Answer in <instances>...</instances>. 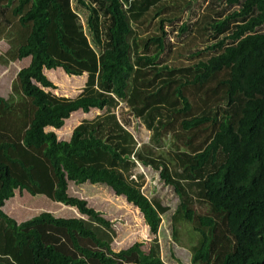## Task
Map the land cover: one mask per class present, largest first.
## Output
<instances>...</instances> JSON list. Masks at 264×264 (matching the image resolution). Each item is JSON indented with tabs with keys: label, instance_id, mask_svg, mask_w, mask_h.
Listing matches in <instances>:
<instances>
[{
	"label": "trees",
	"instance_id": "16d2710c",
	"mask_svg": "<svg viewBox=\"0 0 264 264\" xmlns=\"http://www.w3.org/2000/svg\"><path fill=\"white\" fill-rule=\"evenodd\" d=\"M2 1L0 22L10 24V10L18 18L25 35L17 59L30 63L17 73L26 107L0 96V264H165L158 231L168 208L145 196L139 165L159 171L174 187L180 199L174 230L182 225L196 236L193 264H264V0H203L208 16L197 23L186 10L200 0ZM147 19H154L153 32L134 34L133 26ZM176 24L185 37L181 44L189 46L172 45ZM174 54L187 62L170 64ZM154 68L158 81L141 79ZM58 69L87 76L76 99L47 91L55 86L46 71ZM217 74L225 75L220 100L209 114L194 111L190 88ZM162 77L169 79L159 83ZM142 86L156 88L140 118L149 138L139 145L117 111L123 104L143 110ZM157 95L171 108L151 104ZM192 111L195 118L181 122L186 149L160 152L163 129ZM80 112L100 115L61 140L55 131ZM28 151L46 165L18 156ZM21 168L32 184L46 187L47 197L53 190L52 198L80 217L42 212L22 223L9 217L4 207L15 190L34 192ZM70 182L105 184L137 207L152 236L148 252L144 242L115 251L114 223L70 196Z\"/></svg>",
	"mask_w": 264,
	"mask_h": 264
},
{
	"label": "rangeland",
	"instance_id": "374dc122",
	"mask_svg": "<svg viewBox=\"0 0 264 264\" xmlns=\"http://www.w3.org/2000/svg\"><path fill=\"white\" fill-rule=\"evenodd\" d=\"M8 2L9 0H3L1 4H7ZM198 3H193V8L186 10L188 14L193 16L192 23H197L203 17L206 18L208 16L209 11L206 8V3H204L203 0H200ZM181 5H185V3H181ZM211 15H213V13ZM6 17L10 21L9 25L0 22V96L8 101L10 99L9 102L12 106H20L21 109H23L26 107V100L23 99V96H20L16 87L18 84L17 73L30 63L29 58L24 60L17 59V49L21 44L23 35H25V33H23L25 30L20 27L17 20L18 18L12 16L11 10L6 14ZM153 24L154 19L153 21L147 19L143 25H139V27L133 26V33H139L140 36L144 37L153 32ZM179 28L180 24H176L174 31L171 32V41L174 47H179L180 45L184 47L186 43L188 44L187 41L181 44L185 37L178 34ZM195 36L198 38L197 45L202 48L203 41L201 34L196 31ZM184 55L187 57V52H185ZM185 56L174 54L170 57L169 63L176 65L186 63L188 57L186 58ZM46 75L55 86L53 90L48 89L47 91H51L55 95L61 97H67V99H76L83 91L87 79L86 75L80 77L66 75L61 69L52 71L47 70ZM146 78H153L152 80L155 82L158 81L159 75L156 72V68L143 72L141 79L145 80ZM224 78L225 75L220 76V74H217L207 84L203 86L199 85V88H190L194 93L190 97L193 101L194 111L200 110V114L210 113L209 111L213 109L214 104L218 103L225 90L224 86L219 85V82ZM168 79V77H162L159 83L165 82ZM158 84H156V86ZM156 86L154 88L142 86L140 106L143 110L131 111L123 104L117 111L119 119L127 129L135 135L139 145L145 144L149 138V133L140 123V118L144 115L145 110L151 107V105L146 104L149 102L150 97L154 95ZM151 104H160L171 108L168 101L165 97H162V95H157L156 103ZM35 112L36 109L34 106L32 104L29 105L30 118L34 117ZM99 115L100 113L98 112L88 115L80 112L67 121L61 130L55 132L61 140H69L74 128L81 122L94 120ZM194 116H196V114L192 111L190 114L183 116L184 118H175L174 123L163 129V150L160 152L166 153L168 151L186 149L183 143L186 140L185 138L188 139V137L187 134L183 133L185 131L182 130L181 122L183 120L193 119L195 118ZM198 134V132H194V135ZM18 156L28 162V164L46 165L44 161L38 160L33 152L28 151V153H21ZM0 157L3 159L2 155H0ZM39 170L42 171V168H39ZM34 171H36V169L33 170V172ZM138 171L144 172L145 175L143 188L145 196L148 199L159 201L162 206L168 208V211L162 215V221L158 231L161 259L165 264H193L190 249L192 245L194 246L197 243L196 236L191 233L189 228L182 225L178 226V232L174 230L175 227L172 216H174L180 204V199L174 187L165 184L160 179L159 171L152 170L150 167H144L142 165H139ZM18 174L22 175V179H26L25 183L29 184L34 192H30L27 189L22 191L16 189L14 196L6 202L4 211L16 222L22 223L42 212H51L54 216L61 218L80 217L76 208L67 207L56 202L52 198L53 190H50L51 196L47 197L48 194H45L44 190L46 187H44L43 184L39 186L32 184L22 168L19 170ZM36 174L40 181H45V176L43 174L41 175L38 171H36ZM69 193L70 196H76L86 200L90 207L101 212L105 218L114 223V229L117 231V238L113 244V249L115 251L118 252L128 248L136 242H144L143 249L145 252H148L152 236L144 223V216L137 207L128 203L125 197L117 196L112 188L105 184H92L89 182L80 184L70 182Z\"/></svg>",
	"mask_w": 264,
	"mask_h": 264
}]
</instances>
